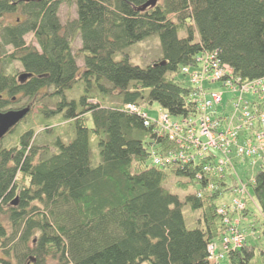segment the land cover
Masks as SVG:
<instances>
[{
    "label": "trees",
    "instance_id": "trees-1",
    "mask_svg": "<svg viewBox=\"0 0 264 264\" xmlns=\"http://www.w3.org/2000/svg\"><path fill=\"white\" fill-rule=\"evenodd\" d=\"M148 1L0 0V19L19 16L0 24V93L21 94L32 110L14 131L16 144L0 150L3 264H213L212 243L218 255L224 253L218 209L228 207L224 197L245 184L238 165L235 174L212 180L213 189L208 179L196 178L197 163L155 166L153 149L168 155L178 145L126 105L146 100L175 118L193 113L192 89L181 69L204 51H218L246 80L264 77V0H160L141 11ZM65 3L76 5L77 17L63 24ZM27 35L39 48L27 44ZM152 37L160 41L161 57L147 67L132 65L128 53ZM77 39L81 48L74 52ZM118 54L124 58L117 60ZM14 62L32 76L17 87L5 73ZM73 90L77 98L66 94ZM109 95L121 104L106 103ZM53 118L74 125L70 142L48 138ZM92 135L102 160L97 165ZM172 179L194 189L184 203L199 211L198 227L188 228L183 203L168 188ZM246 184L264 214V163ZM255 256L256 247L245 240L223 260L252 264Z\"/></svg>",
    "mask_w": 264,
    "mask_h": 264
},
{
    "label": "built area",
    "instance_id": "built-area-1",
    "mask_svg": "<svg viewBox=\"0 0 264 264\" xmlns=\"http://www.w3.org/2000/svg\"><path fill=\"white\" fill-rule=\"evenodd\" d=\"M181 73L191 86L189 101L195 111L186 117L175 118L168 112L154 120L138 106L127 104L126 109L144 118V124L156 125L159 136L176 142L178 149L164 155L151 152L153 164L164 167L168 163L200 165L196 178L225 179L235 174L239 163L254 166L264 163V77L246 80L234 68L219 58L218 51L201 52L193 66H184ZM233 111L226 108V97ZM246 184V183H245ZM245 184H241L228 207H220L218 214L225 225L222 235L224 253L218 255V245L208 246L213 264H220L231 249L245 242L241 231L242 216L253 201Z\"/></svg>",
    "mask_w": 264,
    "mask_h": 264
},
{
    "label": "rangeland",
    "instance_id": "rangeland-1",
    "mask_svg": "<svg viewBox=\"0 0 264 264\" xmlns=\"http://www.w3.org/2000/svg\"><path fill=\"white\" fill-rule=\"evenodd\" d=\"M77 17V12H76V5L74 3H71L70 5L68 3H65L62 5L60 9V18L63 24H65L68 20L75 19ZM19 16L17 14L14 15H7L4 16L2 19H0V24L1 25H7L9 23H13L16 20H18ZM179 36L181 38H184L185 32L181 31L179 33ZM25 40L27 44L29 45H34L37 48H39L38 44L36 43L34 37L32 35H27L25 37ZM74 52H78L79 49L81 48V40L77 39L74 42L73 46ZM11 48H8L7 51H11ZM162 55V50H161V45L158 37H152L147 39L144 42H140L137 45H135L131 51L128 53L129 56V62L132 65H137L141 67H147L151 65L154 61H156L158 58H160ZM4 55L0 54V68L2 67V59H4ZM124 58L123 55L118 54L116 56L117 60H122ZM78 67L79 71H83L84 68V61L83 59L79 58L78 60ZM23 68L19 62H14L11 65H7L5 68V73L6 75H11L14 73H23ZM175 77H181V75H173ZM52 92V89L50 90H45L41 92L42 94L48 95ZM67 95L69 94L73 98H77L80 94L78 90H73L71 93L67 92ZM21 101L23 104L27 102L25 98L20 96ZM228 98H230V95H227L226 97V108L228 111H233L234 107L232 102H228ZM48 100V98H47ZM106 103L113 104V105H119L121 104L119 101L115 100L113 96H108L107 100L105 101ZM92 103H97V100H92ZM52 105V102L49 103ZM141 110L145 113H147L152 119L157 120L160 118L161 113L164 111V109L161 107V105L158 102H153L150 104L146 100L141 101L139 104ZM33 120L36 119L35 116H37V109L33 110ZM35 121V120H34ZM86 122L88 127L93 128V120L91 115H87ZM48 125L51 127H55L52 133L49 134V139H55L57 137H61L65 143L70 142L75 136V127L73 124H69L65 122L62 119L59 118H53L48 121ZM9 137L5 141V146H10L14 145L17 142L16 137ZM91 152H92V163L93 165L99 164L101 160L100 152H99V147H98V141L94 135L91 136ZM262 162L259 161L256 165L252 166L249 164V162L246 164L245 162L239 163L238 165V175L241 178V180L244 183H247L250 179L253 178V176L257 173V171L261 168ZM175 180L172 179L170 183L168 184L169 190L173 193L179 196L181 202L183 203L182 206V212L185 217L186 224L188 228L193 229L195 227L199 226L198 219L200 216L199 211L192 210V208L184 203L185 197L189 194L194 193L193 188H189L187 190H184L183 188L177 187L174 185ZM250 193L252 195L253 191L250 188ZM234 194L228 193L225 197L224 200L227 202H231L232 197ZM253 196V195H252ZM251 209V208H249ZM252 211V210H251ZM252 218H250L251 222H247L246 220L243 222L241 226V231L243 232V238L246 240L248 245H252L256 247V256L252 262V264H264V254H262V251H264V214L260 209L256 207V210L252 211ZM253 219L255 220V225L256 229L251 227V224L253 223ZM254 225V224H252ZM0 258H5L3 252L0 250ZM0 264H3L0 262ZM143 264H148V263H143ZM222 264H228L227 260H223Z\"/></svg>",
    "mask_w": 264,
    "mask_h": 264
},
{
    "label": "flooded vegetation",
    "instance_id": "flooded-vegetation-1",
    "mask_svg": "<svg viewBox=\"0 0 264 264\" xmlns=\"http://www.w3.org/2000/svg\"><path fill=\"white\" fill-rule=\"evenodd\" d=\"M23 73L19 74V73H14L11 74V79L14 81L16 87L26 83L28 80H30L32 78L31 74H28L26 71H22ZM25 74V75H30L29 77H27L24 81H21V76ZM20 96H22L21 94H17V95H13L11 96L9 94V92L7 90L3 91L0 93V113L1 112H6L9 110H21L24 109L27 106V104H23L21 101ZM6 104V110L4 111L2 107V105ZM32 111V110H31ZM29 117V115L22 120V122L20 124H22L23 122L26 121V119ZM17 126H15L14 128H12L3 138L0 139V150L2 149V147H5V141L9 138L12 137L13 135H15L14 131L16 130ZM33 262H28L27 264H32Z\"/></svg>",
    "mask_w": 264,
    "mask_h": 264
},
{
    "label": "water",
    "instance_id": "water-1",
    "mask_svg": "<svg viewBox=\"0 0 264 264\" xmlns=\"http://www.w3.org/2000/svg\"><path fill=\"white\" fill-rule=\"evenodd\" d=\"M160 0H149L143 7L140 8L144 11L150 7H155ZM30 75L23 74L21 81H24ZM31 112L30 107H26L21 110H9L0 113V139L3 138L12 128L17 126L29 113ZM13 204H17V199L13 201Z\"/></svg>",
    "mask_w": 264,
    "mask_h": 264
},
{
    "label": "crops",
    "instance_id": "crops-1",
    "mask_svg": "<svg viewBox=\"0 0 264 264\" xmlns=\"http://www.w3.org/2000/svg\"><path fill=\"white\" fill-rule=\"evenodd\" d=\"M250 205H251L250 206L251 209L248 208V212L246 213V217L243 219L244 221L246 220L247 222H249V221L251 222L250 218H252V214H253L252 211L256 210V207L259 209V207L256 204L250 203ZM252 224H254V226L256 227L254 219H253V223ZM252 224H251V227L253 226Z\"/></svg>",
    "mask_w": 264,
    "mask_h": 264
},
{
    "label": "bare ground",
    "instance_id": "bare-ground-1",
    "mask_svg": "<svg viewBox=\"0 0 264 264\" xmlns=\"http://www.w3.org/2000/svg\"><path fill=\"white\" fill-rule=\"evenodd\" d=\"M147 115H148V114H147ZM148 116H149V115H148ZM149 117H150V116H149ZM150 118H151V117H150ZM164 155H165V154H164ZM172 165H179V164L174 163V162H173V163H170V164L168 163L167 165L164 166V168H168V167H170V166H172Z\"/></svg>",
    "mask_w": 264,
    "mask_h": 264
}]
</instances>
